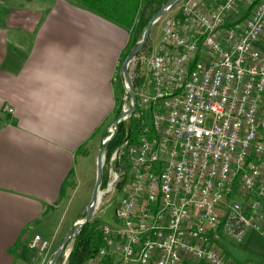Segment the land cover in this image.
Listing matches in <instances>:
<instances>
[{
	"label": "built area",
	"instance_id": "1",
	"mask_svg": "<svg viewBox=\"0 0 264 264\" xmlns=\"http://www.w3.org/2000/svg\"><path fill=\"white\" fill-rule=\"evenodd\" d=\"M245 1L257 0H184L182 18H166L124 121L146 124L106 164L101 197L117 196V224L89 264H237L220 230L264 234V0L225 23ZM30 248L49 242L36 235Z\"/></svg>",
	"mask_w": 264,
	"mask_h": 264
},
{
	"label": "crops",
	"instance_id": "2",
	"mask_svg": "<svg viewBox=\"0 0 264 264\" xmlns=\"http://www.w3.org/2000/svg\"><path fill=\"white\" fill-rule=\"evenodd\" d=\"M164 25L152 29L157 44ZM129 45L127 30L75 0H26L3 10L0 264H31L33 237L46 238L65 217L79 160L116 121L117 74ZM219 249L237 264H264V234L247 230L239 240L221 229Z\"/></svg>",
	"mask_w": 264,
	"mask_h": 264
},
{
	"label": "rangeland",
	"instance_id": "3",
	"mask_svg": "<svg viewBox=\"0 0 264 264\" xmlns=\"http://www.w3.org/2000/svg\"><path fill=\"white\" fill-rule=\"evenodd\" d=\"M25 1L26 0H0V17L3 13V10H6L8 7L13 6V4H16L19 2L24 3ZM218 1L219 0H217V2ZM181 4H179L178 6H176L175 8H173L170 11V12H172L174 9L178 8L179 9L178 15H170V13H169L166 17H164L157 24H155L154 27L157 26V27L162 28L163 25L165 24L166 18H168V17L169 18L174 17L176 19H181L182 18L181 14H180ZM209 5H211V3H209ZM3 8H6V9H3ZM247 11H248L247 4H242V2L239 3L235 7V9L228 15L229 19L231 17H233L234 19H232V22L230 24L225 22L226 25L227 26L239 25V24L244 23L248 19ZM157 31L158 30H154V33ZM151 33H152V31H151ZM142 35H143V33H142ZM149 39H150V41L148 40L147 44L144 46V48L141 50V52L135 58V60L131 63V66L129 68L130 77H131V80H132V83H133V86L136 90L137 95H138L139 91L137 90V87H135V85L137 83H139L140 80H141V84H143V82H145V80H147L148 77L146 78V75H147L148 70L146 68L147 67L146 66V60L151 57V55L155 52V49L158 48V46L161 44L162 37H161V40L159 41L158 44H157V41H155L154 39L151 40V34H150ZM132 49H130V45H129V48L126 51V54L123 56V58L120 62L117 76L121 77L120 74H121L122 64ZM121 83L117 81V92H116V95H117V114H118V111L120 110L121 107H122L121 108V111H122L124 99L126 97L125 87L123 85L122 79H121ZM141 84H140V86H141ZM137 99H138V96H137ZM127 106L130 107V103H128ZM117 114H116V120H117ZM125 119L123 120V122L125 121ZM148 120L150 122V119H148ZM121 124H120V128H121ZM120 128H119V131H120ZM110 129H112V126L108 130H110ZM118 134H119V132H118ZM118 134H117V136H118ZM106 135L109 136L110 133H106ZM106 135H104L102 138H99V140L96 142V144L94 146L93 152L91 153L90 157H88V159H80L79 160V162H78L79 168L78 169L80 171V178L77 180L78 182L76 183L75 190H72L70 192L68 200L65 201L64 206H62V209L66 210V214H65V217H63L60 225L58 226V228H56V230H54V232L52 234H50L46 238H43L41 236L43 239H46L49 242V250H48L49 252L44 253V254H39L36 250L34 251L33 249H31L30 245H29V248L33 251V255H34L32 260H31V264H48L50 262V260L52 259V256L54 255V253L60 247L64 238L70 232L72 226L76 222L82 220L81 216L83 213L86 212V208L90 203V200L92 197V192H93V189H94V186L96 183L97 155H98V151L100 150L102 142L105 139ZM126 139H127V137H126ZM120 145H118V146H120ZM106 151H107V149H106ZM106 151H105V158H104L103 181L105 178L106 184H107V174H106L105 170H106V164H107L108 159L106 157ZM106 184H105L104 188H102V186H103V182H102V186L100 189V196H101V192H103L105 190ZM117 199H118L117 196H112L109 194L101 197V200L99 202L98 208L95 212L93 219L94 218L98 219L103 228H105L106 226H112L113 227L117 224L116 214H115ZM60 217H61V215H60ZM55 231H57V232H55ZM74 244L73 245L71 244L69 246V248L67 249L68 253L71 251L69 253L70 255L72 253ZM69 254L67 256V259L66 258L61 259V262L60 263L58 262V264H68V260L70 257ZM229 257L231 259H233V256L232 257L229 256ZM85 264H89V261Z\"/></svg>",
	"mask_w": 264,
	"mask_h": 264
},
{
	"label": "trees",
	"instance_id": "4",
	"mask_svg": "<svg viewBox=\"0 0 264 264\" xmlns=\"http://www.w3.org/2000/svg\"><path fill=\"white\" fill-rule=\"evenodd\" d=\"M81 3L90 11L114 22L130 32V49L141 40L142 33L152 19V17L161 10L171 0H75ZM259 1V0H257ZM257 1L248 7V17L253 12ZM229 25L227 27H232ZM150 41V39H149ZM132 46V47H131ZM118 82L121 83V77L117 76ZM122 84V83H121ZM141 80L135 85L140 86ZM122 103V102H121ZM129 103V101H128ZM122 108V107H121ZM121 108L118 111L117 118L120 115ZM145 121L130 120L129 123L123 122L116 139L110 144L106 151L107 159L110 158L114 149L120 145L127 137L129 130L137 134L145 125ZM108 135L105 136V138ZM84 150V148H83ZM106 184L104 178L103 186ZM86 212L82 214L81 219L85 218ZM106 239L103 234V227L98 219L92 221L80 232L73 246L72 253L69 257L68 264H85L91 258L96 256L99 251L105 247ZM61 260L59 261V263ZM104 264H113L111 260H106Z\"/></svg>",
	"mask_w": 264,
	"mask_h": 264
},
{
	"label": "water",
	"instance_id": "5",
	"mask_svg": "<svg viewBox=\"0 0 264 264\" xmlns=\"http://www.w3.org/2000/svg\"><path fill=\"white\" fill-rule=\"evenodd\" d=\"M182 2H183V0H171L165 6H163L161 8V10L159 12H157L152 17V19L149 21V23L147 24V26L143 32L141 40L136 43V45L129 52L126 59L124 60V62L122 64L120 75H121L123 85L125 87L126 97L124 99L123 109H122L119 117L117 118V120L112 125V129L108 130V132H107V133H110V135L103 140L101 148L98 151L96 183H95V186H94V189L92 192V197H91L90 203L86 208L85 218L83 220L76 222L72 226L70 232L64 238L60 247L54 253V255L52 256V259L50 260V262L48 264H58V262L61 259H64V258L67 259L68 254L71 252L70 251L68 253L67 249L69 248V246L71 244L73 245L75 243L78 235L83 230V228H85L92 221V219L95 215V212L98 208L99 202L101 200L100 189H101L102 182H103V168H104L105 151L108 148V146L110 145V143H112L115 140V138L119 132L120 124L123 122V120L126 117H128L129 115H131L135 112L136 106H137V94H136V90L133 86V83H132V80L130 77V73H129V68L131 66V63L135 60V58L139 55L141 50L147 44V42L150 38L151 31H152L153 27L155 26V24H157L161 19L166 17L173 8H175L176 6L181 4ZM128 101L130 103V108H128V106H127Z\"/></svg>",
	"mask_w": 264,
	"mask_h": 264
}]
</instances>
